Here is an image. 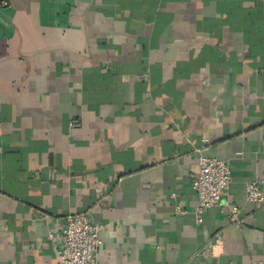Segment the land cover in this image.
I'll return each mask as SVG.
<instances>
[{"label":"crops","instance_id":"0c3cea01","mask_svg":"<svg viewBox=\"0 0 264 264\" xmlns=\"http://www.w3.org/2000/svg\"><path fill=\"white\" fill-rule=\"evenodd\" d=\"M200 156L230 185L199 214ZM252 181L264 0H0V264H59L68 214L97 264H264Z\"/></svg>","mask_w":264,"mask_h":264},{"label":"built area","instance_id":"2783aa9c","mask_svg":"<svg viewBox=\"0 0 264 264\" xmlns=\"http://www.w3.org/2000/svg\"><path fill=\"white\" fill-rule=\"evenodd\" d=\"M71 123V126H74ZM189 182L197 195V213L220 204L230 185V169L227 162L218 158L200 156L190 170ZM246 200L260 204L263 202L261 184L256 181L245 185ZM228 212L236 222L238 208L226 204ZM237 222V223H238ZM101 224L92 223L85 214H68L65 216L61 231L62 244L58 255L59 264H97V252L101 244Z\"/></svg>","mask_w":264,"mask_h":264}]
</instances>
